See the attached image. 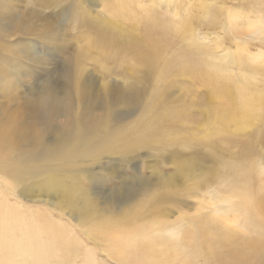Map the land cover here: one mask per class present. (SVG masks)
<instances>
[{"label": "bare ground", "instance_id": "obj_1", "mask_svg": "<svg viewBox=\"0 0 264 264\" xmlns=\"http://www.w3.org/2000/svg\"><path fill=\"white\" fill-rule=\"evenodd\" d=\"M50 1L33 0L27 7ZM236 1L240 5L234 4L225 16V35L210 41L198 36L191 22L182 20L177 11L174 18L180 21L165 19L156 5L145 8L130 0H121L112 16L132 21L133 27L122 29L121 23L111 19L106 27L90 24L98 36L89 45L102 50L104 59L132 62L131 68L158 67L150 122L132 129L131 135L119 131L122 118L116 112L110 124L97 120L95 109L109 112L123 97L105 85L103 95L93 102L87 92L90 82L78 79L67 59L66 69L53 71L54 75L61 73V86L44 85L36 95L29 91L18 108L0 105L5 109L0 112V202L18 194L32 203L65 211L87 239L98 247L103 245L105 255L118 264H264V152L258 150L264 141V0ZM253 7L262 13L257 15L250 10ZM212 9L202 4L203 18H215ZM25 11H16L11 0H0V98L6 102L16 99L13 78L38 76L35 69L44 66L47 57L39 45L52 39L41 11ZM210 27L217 29L213 24ZM14 38H19L18 43L14 44ZM81 56L86 57L87 51ZM176 78H190L194 85L213 88L208 94L209 108L197 110L207 122H195L187 110L167 109L162 104L163 84H172ZM77 89L93 112H76ZM138 100L139 92L126 101L137 105ZM181 118L202 129L201 139H222L227 150L231 146L226 139L247 135L238 157L215 175L218 202L202 201L193 219L173 223L162 218L159 206L172 198L168 191L155 193L146 208L116 220L104 215H119L122 202L114 207L111 199H103L105 206L99 209V193L68 192L85 181L93 185L125 182L123 171L101 167L97 171V165L104 158L110 163L136 164L137 157L129 156L149 144L165 141L170 145L180 136L170 137L168 132ZM58 121L63 124L58 126ZM77 158L81 160L76 163ZM85 166L89 169L81 170ZM202 177L211 180L209 174ZM76 245L65 226L49 223L37 231L18 214H0V264L65 261Z\"/></svg>", "mask_w": 264, "mask_h": 264}, {"label": "rangeland", "instance_id": "obj_2", "mask_svg": "<svg viewBox=\"0 0 264 264\" xmlns=\"http://www.w3.org/2000/svg\"><path fill=\"white\" fill-rule=\"evenodd\" d=\"M134 5L151 7L156 5L155 10L165 19H175L174 13L177 11L182 20L191 22L196 34L211 38L225 35V16L227 10L233 5H240L236 0H130ZM27 2L33 0H11V4L19 13H26L25 10L36 9L41 11L43 19L49 24V32L52 39L45 46L39 45V51L44 57L46 64L35 69V74L29 78H13V95L16 99L6 102L0 98V105L7 104L12 108H18L23 101V96L33 92L36 95L37 90L44 85L59 83L61 86L63 80L59 77L61 73H53L54 69L60 67L66 69V61L70 58L74 72L78 79L85 83L90 82L89 90L91 100L94 102L100 98L105 89V85L116 89L123 99L117 102L109 112L95 109L94 114L97 120L104 119V124H110L112 113L120 114L122 124L120 132L124 134L131 133L135 127H142L150 122L152 117V98L156 88H158V67L152 69L141 68L134 63L127 62L122 64L121 59L107 60L103 58L102 50L91 47L89 44L97 38L98 32L91 28L90 24H96L100 27H106L107 20L111 19L121 23L120 28L126 29L134 26L133 22L114 19L112 14L121 0H51L43 6L35 7ZM163 2V3H160ZM204 4L212 9L215 18H203L201 5ZM27 7V9H26ZM257 15L261 10L257 7L250 9ZM260 12V13H259ZM195 15V16H194ZM188 18L189 20L185 19ZM214 25L217 29L210 27ZM36 39L28 37V39ZM14 44L18 43L19 38H14ZM175 42V39H174ZM176 43V42H175ZM230 45V46H229ZM226 46L231 48V44ZM180 47V46H179ZM235 47V46H234ZM232 47V49H234ZM254 53L257 48H252ZM87 51V56L82 57ZM53 53V54H52ZM220 55H223L222 53ZM48 63V64H47ZM190 78H176L172 84H163L162 104L167 109L187 110L195 122H207L205 115L198 109H208L211 102L208 94H212L213 88L202 85H194ZM61 92V91H60ZM139 92L137 105L128 104L126 101ZM78 102L76 112L89 114L93 109H88L82 97V90L77 89ZM5 109L0 108L3 113ZM63 121H58L61 126ZM168 134L170 137L180 136L177 141H165L151 143L146 149L130 155L136 158V164L132 161L127 163L111 162L104 158L98 168L109 169L113 171H123L126 181L108 180L104 183L91 184L89 181L80 183L77 187L69 189V193H76L83 190L93 196L94 192L99 193L97 200L98 208L105 206L103 199H111L114 207L122 202L124 209L113 215H104L114 220L125 216L127 213H133L135 210L147 207V201L159 191H168L172 193V198L160 204L159 208L162 218L173 223L181 219H193L198 212L199 205L204 202H218L216 196L217 178L220 173V167L224 169L226 163L234 160L241 153L243 145L246 143L247 135L233 136L226 139L230 143L231 150L223 144L219 137L211 140L201 139L203 131L196 124L189 125L183 118L173 124ZM264 128V125H263ZM264 133V129H262ZM161 144V145H158ZM258 150L264 152V141L259 144ZM81 158L76 159V163ZM81 166V164H78ZM83 167L81 170H88ZM203 174H209L210 182H207ZM136 177V179L134 178ZM195 177L197 180H195ZM128 188L125 192L124 189ZM17 195V196H16ZM15 196H10L0 202V214H18L23 221L29 224L37 231L42 230L46 224L54 223L65 226L71 237L77 241L70 254H67V260L64 258H54L50 264H115L116 262L105 255L103 245L98 247L87 239L83 230L79 227L65 211L57 209L50 204L32 203ZM134 197L129 203L126 199ZM126 202V203H124ZM71 209L67 210L70 211ZM204 211L203 213H207ZM167 215V216H165ZM169 215V216H168ZM115 262V263H114ZM34 263L30 261L29 264ZM118 264V263H116Z\"/></svg>", "mask_w": 264, "mask_h": 264}]
</instances>
